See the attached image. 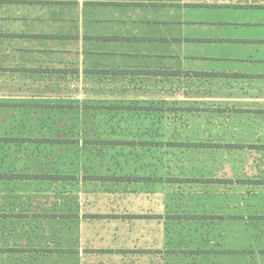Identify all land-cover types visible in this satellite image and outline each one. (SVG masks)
I'll return each instance as SVG.
<instances>
[{
    "label": "rangeland",
    "instance_id": "obj_1",
    "mask_svg": "<svg viewBox=\"0 0 264 264\" xmlns=\"http://www.w3.org/2000/svg\"><path fill=\"white\" fill-rule=\"evenodd\" d=\"M68 44L47 72L4 75L18 104L0 107V173L35 181L7 185L20 222L4 226L0 264H165L157 227L128 217L156 208L154 188L190 179L229 203L214 218L229 246L216 264H264V57L244 78L177 90L103 72L125 65ZM173 97L193 111L172 112Z\"/></svg>",
    "mask_w": 264,
    "mask_h": 264
},
{
    "label": "crops",
    "instance_id": "obj_2",
    "mask_svg": "<svg viewBox=\"0 0 264 264\" xmlns=\"http://www.w3.org/2000/svg\"><path fill=\"white\" fill-rule=\"evenodd\" d=\"M69 42H76L78 56L125 65L103 72L177 90L237 80L264 57V0H0V107L18 104V97L4 96V82L47 72L54 51L68 55ZM171 101L182 105L172 112L194 109L189 98ZM191 180L188 187L169 181L168 188H154L156 208L128 217L157 227L156 249L166 254L165 264H216L228 257L227 232L214 218L228 215L229 203L209 180ZM19 181L35 180L0 173V248L10 216L20 222L19 210L4 208L10 200L14 205L7 185Z\"/></svg>",
    "mask_w": 264,
    "mask_h": 264
},
{
    "label": "trees",
    "instance_id": "obj_3",
    "mask_svg": "<svg viewBox=\"0 0 264 264\" xmlns=\"http://www.w3.org/2000/svg\"><path fill=\"white\" fill-rule=\"evenodd\" d=\"M44 107L47 109H53V110H57L59 108V106H57L56 104H49V105H46ZM36 179H46V178H36ZM63 179H65V178H63Z\"/></svg>",
    "mask_w": 264,
    "mask_h": 264
}]
</instances>
